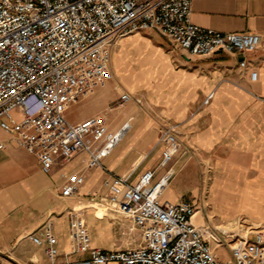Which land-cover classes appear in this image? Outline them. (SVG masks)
I'll list each match as a JSON object with an SVG mask.
<instances>
[{"label": "built area", "instance_id": "obj_1", "mask_svg": "<svg viewBox=\"0 0 264 264\" xmlns=\"http://www.w3.org/2000/svg\"><path fill=\"white\" fill-rule=\"evenodd\" d=\"M193 1L0 0V130L34 154L44 172L51 170L56 159L69 161L82 151L90 156L88 166L103 168L101 159L118 144L121 131L110 129L100 115L70 122L65 111L82 94L111 78L112 48L120 37L153 29L191 56L247 53L260 45L257 33H225L193 23ZM239 65L245 67L246 61ZM257 74L251 70L250 79L256 80ZM130 99L124 91L117 104ZM178 129V124H171L160 131L156 145L163 150L158 167L168 166L179 149ZM4 148L0 139V151ZM157 169H147L135 180L129 175L105 181L107 201L139 233L137 245L93 246L82 212L70 211L71 249L89 255V260L77 264H264L263 226L249 225L241 234L220 231L219 235L205 223L193 222L192 202L161 200L174 168L168 166L156 179ZM83 182L84 175L74 173L62 194L77 193ZM27 237L50 260L58 254L50 226ZM213 242H225L229 256L219 258ZM0 264L8 263L0 259Z\"/></svg>", "mask_w": 264, "mask_h": 264}, {"label": "crops", "instance_id": "obj_2", "mask_svg": "<svg viewBox=\"0 0 264 264\" xmlns=\"http://www.w3.org/2000/svg\"><path fill=\"white\" fill-rule=\"evenodd\" d=\"M190 19L195 24L225 33H257L260 35V45L253 52L217 51L209 56L191 57L166 38L181 51L179 61L183 63V67L178 69L157 50L150 51L146 56L141 55V68H147L145 61L152 52L157 54L155 56L163 58L155 62L157 71L162 70L163 73L160 78L163 88L158 90V94L155 88L151 87L157 98L161 97L164 105L172 110L171 116L175 118L164 117L163 123L154 132L151 129L152 121L142 111L137 114L125 113L121 117L122 121L116 126L108 117L115 109V105L111 104L115 99L119 100L120 95L119 85L115 86L111 82L113 74H119L122 67L120 62L128 46L139 55L142 49L139 42L141 36L134 35L126 39V46L115 53L113 63L110 60L111 78L104 83H108L110 87H107L110 96L106 98V91L100 89L104 85L98 86L82 94L65 111V116L70 122H78L94 115L102 116L110 129L121 131L120 141L134 123H138L133 137L116 154H113V151L120 141L102 157L103 168L88 166L90 156L82 151L73 155L69 161L56 159L51 170L44 172L34 154L19 146L10 135L0 137L5 142V148L0 151V259L8 264H24L29 260H34L37 264H77L89 260L87 251L71 249L69 214L76 209L82 212L93 246L103 249L119 248L109 247V243L113 242L112 228L115 223L122 225L127 221L112 211L106 198L109 192L105 181L110 179V176L124 178L129 175L131 180H135L143 171L155 167L158 168L155 177L158 179L168 166L174 168L173 176H176L183 165L177 168L174 158L182 144L187 147H215L213 142L219 135L215 127L221 123L229 125L237 116L243 118L241 123L233 126V131L242 127V132L245 133L244 142L249 140L248 144H243L244 147L264 149V0H194L191 4ZM241 60L246 61L245 67L239 65ZM160 64L162 68H158ZM253 69L258 73L256 80L250 79L249 74ZM224 78L228 81H222ZM129 87L135 88L133 85ZM124 91L131 96L129 91ZM210 93L212 96L209 103L201 106ZM140 102V99H134V103ZM198 103L201 110L188 119ZM75 105L86 106L87 111L78 119L71 120L69 116ZM130 105L128 103L124 106L125 109H132ZM179 123V149L168 166L158 167L163 150L161 145H156L159 133L168 125ZM149 158H152V161H149ZM250 158L251 164H264L263 154L259 159L254 155ZM258 171L259 187L256 189L261 190L259 193L264 195V169ZM74 173H82L84 182L77 193L65 196L62 194V188ZM177 195L178 192L171 189L169 182L161 200H186L179 199ZM247 202L251 205V199ZM195 216L197 217V212ZM233 223L236 222L229 221L224 230H228ZM45 225L50 226L57 238L58 254L53 260L44 254L42 247L34 245L27 237L29 233Z\"/></svg>", "mask_w": 264, "mask_h": 264}, {"label": "rangeland", "instance_id": "obj_3", "mask_svg": "<svg viewBox=\"0 0 264 264\" xmlns=\"http://www.w3.org/2000/svg\"><path fill=\"white\" fill-rule=\"evenodd\" d=\"M134 35L141 36L139 38L142 48L140 55L128 46L127 52L124 53L123 60L120 62L121 70L119 74L114 73L111 80L113 85H119L121 88L118 87L119 94L127 90L131 93L132 98L122 105L117 104L118 100L115 99L111 104L115 105V109L108 114V117L112 124L116 126L117 123L122 121L121 117L125 113L132 114L134 112L137 114L138 111H142L152 121L151 129L155 132L156 128L163 123L164 117L165 119L168 116L172 119L175 118L171 116L173 115L172 110L170 111L164 105L163 99L161 97L157 98L153 92L155 90L159 94L158 90L163 88L160 82L163 74L162 70L158 72L155 66V62L161 61L163 58L155 56L157 54L152 52L145 61L148 64L147 68H141V55L146 56L150 51L157 50L168 58L174 68L178 69L183 67V63L179 61L181 51L156 30L147 29L127 33L120 37L112 49L111 63L114 61L115 53L126 46L124 41ZM161 66L162 64L158 65V68H162ZM144 67H146V64ZM133 81L140 85L135 84ZM222 81H228V79L224 78ZM131 85L135 88L130 89L129 86ZM151 86L155 89L153 90ZM107 87L110 88L108 83L100 88L106 91L104 92L107 94L105 95L106 98L110 96ZM135 98L141 100L140 104L134 103ZM128 103L131 104L132 109H125L124 106ZM200 110L198 103L190 112L188 119ZM86 111V106L75 105L69 117L71 120H76ZM242 118V116H237L231 124L221 123L215 127V130L219 133L213 142V144H216L215 147H187L182 144L174 158L177 168L183 166L175 174L176 176L172 177L170 181L171 189L178 192L179 199L192 202L200 223H205L207 226L216 229L218 234L220 231L241 234L249 225L254 224H259L258 227H264V195L259 193L261 190L256 189V187H259L257 186L259 183L258 169L262 171L264 164L249 163L250 157L253 155L257 159L261 154L264 155V149L254 146L244 147L243 144H248L249 140H246V143L244 142L243 134L245 135V133L242 132V127L233 131V126L239 122L241 123ZM178 125L181 127L180 123ZM137 128L138 123H134L116 146L113 154H116L133 137ZM7 135L9 134L0 130V137ZM255 139L253 140L255 141ZM230 144L235 146H229ZM149 161H152V158H149ZM250 187L252 189H249ZM248 199H251V205L256 207L255 209L247 202ZM229 221H235L236 223H233L228 230H224ZM112 232L113 242L109 243L111 248L137 245L140 239L139 233L136 230L129 229L127 222H123L122 225L115 223ZM224 241L226 242L227 239ZM225 242L222 245L212 243L218 257L223 259L229 256Z\"/></svg>", "mask_w": 264, "mask_h": 264}, {"label": "bare ground", "instance_id": "obj_4", "mask_svg": "<svg viewBox=\"0 0 264 264\" xmlns=\"http://www.w3.org/2000/svg\"><path fill=\"white\" fill-rule=\"evenodd\" d=\"M196 215V210H195V213H194V215H193V217H192V220H193V222H195V223H200V221L198 220V218L195 216ZM259 225L257 224H254V225H252V227L253 228H257Z\"/></svg>", "mask_w": 264, "mask_h": 264}]
</instances>
